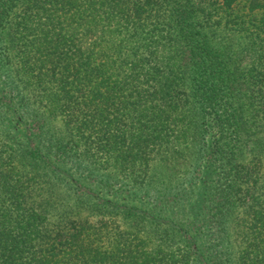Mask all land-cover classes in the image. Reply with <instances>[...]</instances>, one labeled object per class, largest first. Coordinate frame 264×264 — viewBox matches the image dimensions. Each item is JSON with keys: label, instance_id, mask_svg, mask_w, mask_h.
<instances>
[{"label": "trees", "instance_id": "trees-1", "mask_svg": "<svg viewBox=\"0 0 264 264\" xmlns=\"http://www.w3.org/2000/svg\"><path fill=\"white\" fill-rule=\"evenodd\" d=\"M0 264H264V0H0Z\"/></svg>", "mask_w": 264, "mask_h": 264}, {"label": "rangeland", "instance_id": "rangeland-1", "mask_svg": "<svg viewBox=\"0 0 264 264\" xmlns=\"http://www.w3.org/2000/svg\"><path fill=\"white\" fill-rule=\"evenodd\" d=\"M222 36H225V39H229L230 43L233 44L232 46V50H236L237 51V55L238 57L241 58L242 64L247 65L248 66V62H250L252 60V57L248 56V32H241V30H238L234 33H230L228 36L226 35V31L222 32ZM10 124H13L12 121H10ZM20 132V135H23L21 132H23L22 130H18V133ZM88 187L93 188L92 184H85ZM101 192L103 193V197H107L109 199H118L120 197H123L121 194H115V189L114 190H106L105 188L102 187ZM125 200L126 202H130V199H121L120 201ZM191 203L193 204H197L198 201L196 200H192ZM81 217L83 220L85 221H92L95 222L97 221L100 216L95 215L93 213H87V212H83V214H81ZM120 223H124L123 220H120Z\"/></svg>", "mask_w": 264, "mask_h": 264}]
</instances>
